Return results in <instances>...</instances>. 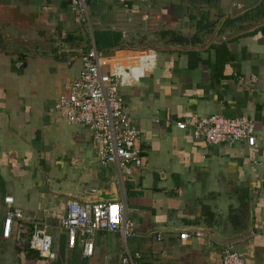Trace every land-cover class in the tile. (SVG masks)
Here are the masks:
<instances>
[{
	"label": "crops",
	"instance_id": "1",
	"mask_svg": "<svg viewBox=\"0 0 264 264\" xmlns=\"http://www.w3.org/2000/svg\"><path fill=\"white\" fill-rule=\"evenodd\" d=\"M103 31L119 43L102 49L113 54L102 69L119 72L138 133L142 163L126 172L98 161L86 126L49 109L94 45L92 32ZM152 35L165 37L121 43ZM232 72L254 80L247 86ZM208 113L249 118L252 145L208 144L173 124ZM100 189L115 193L133 235L95 230L82 255L77 239L65 244L59 220L66 199ZM7 195L23 218L3 236ZM33 222L50 235L45 264H119L123 248L153 264H220L223 244L243 264H264V0H87L82 20L65 0H0V264H43L24 249L25 232L16 234ZM192 224L219 237L249 232L228 243L205 231L178 236Z\"/></svg>",
	"mask_w": 264,
	"mask_h": 264
},
{
	"label": "built area",
	"instance_id": "2",
	"mask_svg": "<svg viewBox=\"0 0 264 264\" xmlns=\"http://www.w3.org/2000/svg\"><path fill=\"white\" fill-rule=\"evenodd\" d=\"M75 19H83L87 0H65ZM119 34L124 36L125 30ZM113 59V54L105 53L93 44L79 55V68L59 93L50 111L56 113L68 123L86 126L90 130L91 146L101 164L111 162L119 171H128L129 167H139L142 163L140 149L136 145L137 129L131 118L124 111L122 98L117 91L120 74L102 66ZM20 63V61H17ZM237 82L247 86L254 80L253 74L243 77L232 72ZM177 128H185L192 139H199L208 144H231L239 142L247 146L254 142L253 123L244 116H223L219 113L194 114V116L175 119ZM6 215L2 220L3 236H7L12 219L21 220L23 213L15 206L12 196H3ZM64 213L59 220L67 246L75 239L80 245L82 255L90 253V236L95 230L116 231L123 239L133 235L131 219L124 213L122 204L117 200H97L79 202L66 199ZM22 244L35 251L38 256L52 259L50 235L45 225L33 222L28 231L17 225L16 234L24 233ZM198 230L179 231L183 239L199 235ZM220 264H243V257L228 244L220 249ZM119 264H153L139 260L123 248L119 254Z\"/></svg>",
	"mask_w": 264,
	"mask_h": 264
},
{
	"label": "water",
	"instance_id": "3",
	"mask_svg": "<svg viewBox=\"0 0 264 264\" xmlns=\"http://www.w3.org/2000/svg\"><path fill=\"white\" fill-rule=\"evenodd\" d=\"M208 36V35H207ZM162 37L165 36H159V35H152V36H147L145 40H141L138 43H133L130 40H128L127 38L122 39V44L126 45V46H133L135 48L138 47H146V46H158L159 44H161L162 42ZM205 40V39H204ZM217 40V38H216ZM174 40H170L169 42L166 43V45H174V46H181L180 43H176L173 42ZM64 41H58L57 45L60 46H64ZM61 49H66L65 47H62ZM74 199V198H73ZM75 200V199H74ZM79 201L81 202H85V201H97V200H115V193L113 191L107 190L104 191L103 189L100 190H90V194L86 195L85 197H80L78 198ZM180 230L183 231H189V230H198V231H205L206 233H208L210 235L211 238L223 242V243H228L230 239H233L234 237H242L245 236L248 232H249V228H246L245 230H243L241 233H236L234 235L231 236H227V237H219L213 234V231L211 228L204 226V225H188L185 227H181L179 228Z\"/></svg>",
	"mask_w": 264,
	"mask_h": 264
},
{
	"label": "trees",
	"instance_id": "4",
	"mask_svg": "<svg viewBox=\"0 0 264 264\" xmlns=\"http://www.w3.org/2000/svg\"><path fill=\"white\" fill-rule=\"evenodd\" d=\"M162 34H165V33H161V35ZM92 36H93L94 46L99 48V49L109 48V47L115 46L116 44L119 43L118 36L113 32H107V31L92 32ZM193 38H196V35L195 36L193 35V37H191L190 40H193ZM171 39L177 40L178 38L175 36H171ZM190 40H189V42H190ZM23 247L28 254L33 253L34 256H38V254L35 251H33L32 249H28L26 245H24ZM38 257L41 259V262L43 264L46 263L45 258L40 257V256H38Z\"/></svg>",
	"mask_w": 264,
	"mask_h": 264
},
{
	"label": "rangeland",
	"instance_id": "5",
	"mask_svg": "<svg viewBox=\"0 0 264 264\" xmlns=\"http://www.w3.org/2000/svg\"><path fill=\"white\" fill-rule=\"evenodd\" d=\"M24 246V244H22Z\"/></svg>",
	"mask_w": 264,
	"mask_h": 264
}]
</instances>
